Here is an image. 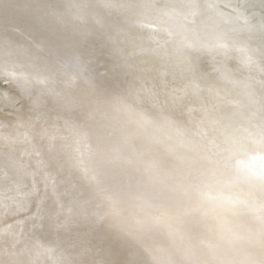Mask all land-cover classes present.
Wrapping results in <instances>:
<instances>
[{
    "label": "bare ground",
    "instance_id": "6f19581e",
    "mask_svg": "<svg viewBox=\"0 0 264 264\" xmlns=\"http://www.w3.org/2000/svg\"><path fill=\"white\" fill-rule=\"evenodd\" d=\"M36 2L0 0V46L24 49L22 46L27 45L37 52L34 45L40 43L43 50L38 54L51 59L46 87L32 84L28 92L14 89L19 102L13 115L20 114L25 119L34 115L31 103L36 101L41 119L30 135L35 137L33 142L43 150L45 159L49 158L48 142L39 135L41 126L59 129V135L65 137L56 145L62 169L60 191L70 190L87 203L89 212L94 210L103 217L82 229L75 241L77 248L89 249L88 257L95 264H140L149 255L155 256L159 264H172L177 258H183L185 264H204L211 254L201 255L203 245H197L205 237L189 230L185 189L187 178L208 163L212 152L206 141L193 135L200 113L189 117L186 110L190 105L208 103L207 98L189 95L176 101L170 92L182 87L185 77L179 69H170L169 75L162 78L157 71L159 62L150 57H135L126 65L108 40L112 27L38 36L33 28ZM123 2L135 7L142 0ZM156 2L180 5L183 0ZM80 3L82 0H62V5L69 8ZM219 3L221 12L231 13L230 8L224 7V0ZM135 11L139 9L135 7ZM113 15L116 20L121 19L118 14ZM216 25L228 26L215 13H206L197 21L198 28ZM137 31L133 30V34ZM258 42V38L253 41ZM207 66L211 74L217 75V71L212 73L208 61ZM237 78H247L257 98L264 95V87L258 83L264 78L258 72L239 73ZM232 97L245 106V114L258 107L249 105L243 85L232 89ZM233 111L230 105L223 109L226 114ZM8 112L7 107L0 105V119ZM9 133L8 128L0 130V168L9 175V180L0 182V189L12 188L14 192L13 181L30 186L25 170L16 164L20 161L31 165L27 157L21 158V152L30 146L6 141L3 137ZM80 138L84 166L94 179H86L76 165V141ZM56 167L53 164L50 170ZM61 199L67 205L71 198L62 195ZM49 206L54 207L51 200ZM24 215L10 213L4 222L22 219ZM258 234L250 231L248 243L230 251L228 257L240 264L246 256H258L260 249L250 239ZM181 236L184 243L176 254L170 249ZM61 247L66 248L62 234ZM203 251L206 253L207 249ZM21 259L27 264V256ZM41 259L47 264L46 259Z\"/></svg>",
    "mask_w": 264,
    "mask_h": 264
},
{
    "label": "snow or ice",
    "instance_id": "6c2138e0",
    "mask_svg": "<svg viewBox=\"0 0 264 264\" xmlns=\"http://www.w3.org/2000/svg\"><path fill=\"white\" fill-rule=\"evenodd\" d=\"M104 4L117 11L130 7L123 0H104ZM135 7L139 11L134 16L113 25L108 33L114 51L126 65L135 57L147 56L158 61L157 71L162 78L169 75L170 69H179L185 82L182 87L173 88L170 96L176 101H183L189 95L208 101L199 106L190 105L186 110L189 117L200 113L193 135L206 141L210 152L227 153L229 158H235V167L239 171L264 183V95L257 98L249 80L237 78V74L244 72H258L264 78V2L224 0V7L231 9L230 14L220 11L219 0H183L180 5L142 0ZM206 13L220 17L233 35L218 33L211 41L201 39L197 21ZM133 30H138L135 35ZM255 38L259 39L258 44L253 43ZM34 47L37 51L43 50L40 43ZM214 54H222L226 61L218 65L215 76L207 66L209 56ZM19 56H27L26 50L0 46V81L3 82L0 84V105L9 109L6 117L0 119V130L10 129L3 137L6 141L30 146L21 152V158L27 157L31 165L16 161L25 170L30 186L13 181L14 192L12 188L0 189V264H24L21 259L24 256L28 257L27 264H43L41 258L46 259L47 264H79V258L90 254L89 249L77 248L74 257L68 248L61 247V234L73 221L87 220V203L76 196L67 205L61 199L62 195L71 193L68 189L63 193L60 191L62 169L56 145L57 140L62 141L65 137L59 135V129L41 126L39 135L48 142L49 158L45 159L43 150L33 142L35 137L30 135L41 119L36 101L31 103L34 115L27 119L20 114L13 115L19 102L14 89L22 88L28 92L34 81L45 87L49 82L46 74L33 75L20 70ZM231 61L234 64L227 63ZM258 83L264 87V79ZM241 85L249 105H258L247 114L242 110L245 106L232 97V89ZM226 105L235 111L224 113ZM75 151L79 154L76 165L84 177L94 179L89 177L84 166L82 138L77 139ZM53 164L57 167L50 170ZM6 180H9L8 172L0 168V182ZM49 200L54 207L49 206ZM10 213L25 215L22 219L4 222V217ZM261 219L264 223V217ZM250 239L255 240L260 254L246 256L240 264H264V230ZM226 264H232V261Z\"/></svg>",
    "mask_w": 264,
    "mask_h": 264
},
{
    "label": "clouds",
    "instance_id": "9594fccd",
    "mask_svg": "<svg viewBox=\"0 0 264 264\" xmlns=\"http://www.w3.org/2000/svg\"><path fill=\"white\" fill-rule=\"evenodd\" d=\"M264 2V0H258ZM113 13L121 19L116 20ZM136 13L131 6L123 11L109 9L104 0H82V3L71 8L62 5V0H37L33 8L35 18L34 32L41 37L54 34L68 35L85 29L111 28L117 23L124 22ZM211 19V18H210ZM101 23H97V21ZM229 26L216 25L211 28H199L200 38L211 41L218 33L233 35L228 31ZM243 39L244 37H235ZM27 56L17 57L20 70L29 74H46L51 70V59L39 55V51L33 52L27 45L22 46ZM222 54L210 55L208 63L212 73L217 71L218 65L225 63ZM33 85L44 87L33 82ZM240 158H244L241 156ZM187 197L186 215L190 231H198L205 240L197 247L207 249L205 253L201 249V255L208 256L204 264H226L227 261H235L228 257V253L235 249L243 248L248 243V234L252 230L259 233L264 230V183L257 178L247 177L235 167V158H229L227 153H212L208 163L187 178L185 189ZM70 198L75 196L69 193ZM97 217L98 212L91 211L87 220L77 219L68 225V229L62 234V242L75 257L78 251L75 247L76 239L80 232ZM184 243V237L173 241L170 251L178 254ZM79 264H95L91 257L79 258ZM140 264H159L155 256L149 255L142 258ZM172 264H185L183 258H177Z\"/></svg>",
    "mask_w": 264,
    "mask_h": 264
}]
</instances>
